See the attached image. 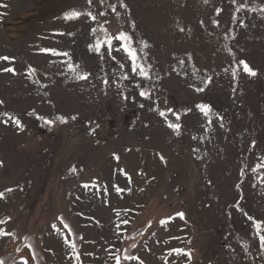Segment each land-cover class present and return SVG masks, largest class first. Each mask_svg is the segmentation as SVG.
I'll return each instance as SVG.
<instances>
[{"label": "rangeland", "instance_id": "rangeland-1", "mask_svg": "<svg viewBox=\"0 0 264 264\" xmlns=\"http://www.w3.org/2000/svg\"><path fill=\"white\" fill-rule=\"evenodd\" d=\"M0 4L3 264H264V0Z\"/></svg>", "mask_w": 264, "mask_h": 264}, {"label": "snow or ice", "instance_id": "snow-or-ice-1", "mask_svg": "<svg viewBox=\"0 0 264 264\" xmlns=\"http://www.w3.org/2000/svg\"><path fill=\"white\" fill-rule=\"evenodd\" d=\"M88 3L92 4L93 0H88ZM100 3H103V0H100ZM0 7H7V5L0 4ZM113 11H115V8H113ZM81 15H87L93 21H95L97 19V16L93 15V13L90 12V11L86 12V13H82V12L76 11V10H73V11H71L69 13H66L64 18L67 19V20L79 19ZM93 34L95 35V30H93ZM114 40L119 42L120 47L123 49L124 53H126L127 57L131 59V61H132V68H131L132 73H136L137 68H139L140 69L139 75L141 77H143L145 79L150 78L148 71L145 70V68L143 67L142 64L138 63L139 57H138V54H137V50L132 47V43H133L132 37L130 35H128L127 33H125V32H120L119 36H115V37L107 36L106 39L103 40V41H99L98 40L95 45H90V49L92 51L100 53L102 47L104 45H107L108 54L111 55V53L113 51V42H114ZM145 46H147V45H145ZM43 51L50 52L52 55L68 56V53H59V52H57L56 50H53V49H44ZM116 51H120V49L117 48ZM0 59L8 60L9 58L8 57H0ZM240 64L243 66V72H245V73H247L248 75H251V76H255L256 75V72L249 66V64L246 61L241 60ZM68 69H69V71H73V72L75 71V67L70 62L68 64ZM4 71H12L15 74V69H4ZM233 75H235V73H233ZM79 78L80 79H87V75H82ZM128 78L129 77L127 75L123 76V79H128ZM104 83L107 84L108 81L105 79ZM198 90H202V89H198ZM139 95L145 97L146 99L150 98V93L148 91H141L139 93ZM0 103H2V102H0ZM141 107H143V105H141ZM197 108L203 114V116L207 118L208 124L211 125L212 122H213V115H214L213 112H212L211 106L210 105H206V104H199V105H197ZM168 111H172V109H168ZM173 114L176 115V119L178 121L180 119V116L178 114H176V113H173ZM5 115H7V113H5ZM159 115L161 117H165V119H167L165 111H159ZM60 119H61V122H67L62 117ZM73 119H75V117H73ZM218 119L221 121V126H223V124H222L223 118L219 117ZM15 123H16L17 126H20V121L18 119L15 120ZM48 123H51V121H48ZM168 127L172 128L174 131H178L179 128L181 127V125L179 123H169ZM117 159H118V157H117ZM259 167H264V164L259 165L258 168ZM257 170L258 169H254V171H257ZM85 187H87V185H85ZM9 191H11V189H9ZM2 195L3 194L0 193V197H2ZM237 209L241 210V209H239V205H237ZM179 215L183 216L182 213H180ZM247 218H248L249 221L253 222L254 226L259 231L260 228H261V222L255 221L254 218L251 217V216H248ZM0 223H3V221H0ZM161 223L163 224V221ZM259 240L261 242V245L264 246V235H260L259 236ZM71 246L73 248H75V244L74 243ZM176 251L178 253L180 252V250H176ZM126 258L127 259H138V257H135V258L134 257H126ZM0 264H3V261H0ZM24 264H27L26 260L24 261ZM117 264H120L119 257H117Z\"/></svg>", "mask_w": 264, "mask_h": 264}]
</instances>
